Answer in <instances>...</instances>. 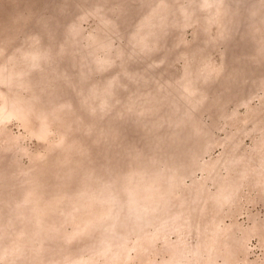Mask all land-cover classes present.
Masks as SVG:
<instances>
[{"label":"rangeland","instance_id":"374dc122","mask_svg":"<svg viewBox=\"0 0 264 264\" xmlns=\"http://www.w3.org/2000/svg\"><path fill=\"white\" fill-rule=\"evenodd\" d=\"M0 264H264V0H0Z\"/></svg>","mask_w":264,"mask_h":264}]
</instances>
